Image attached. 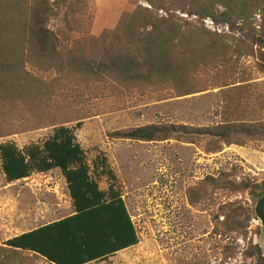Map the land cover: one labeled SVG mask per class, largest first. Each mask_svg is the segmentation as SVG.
I'll return each instance as SVG.
<instances>
[{"label":"rangeland","instance_id":"1","mask_svg":"<svg viewBox=\"0 0 264 264\" xmlns=\"http://www.w3.org/2000/svg\"><path fill=\"white\" fill-rule=\"evenodd\" d=\"M138 2L89 0L85 26H74L69 46L83 49L88 57L93 55L92 42L115 29L124 12L132 11ZM257 20L260 31L262 20L259 16ZM207 22L212 31L229 32L227 26L215 27ZM63 25L52 21L50 27L64 31ZM253 53L238 62L235 72L238 78L245 73L249 82L219 88L224 81L230 84L233 80L211 71L197 75L203 92L164 101L159 100L169 98L168 94L143 95L87 69L29 66L26 92L16 95L13 103L0 104V145L10 142L23 149L41 144L54 129L67 126L75 128L89 163L100 154L108 158L140 243L95 264H251L254 260L248 258V253L253 246L258 245L264 254L259 220L253 219L245 234L231 240L214 234V216L226 204L241 205L255 213L253 196L247 191L209 189L210 197L192 202L190 193L202 187L207 177L220 178L221 174H231L229 179L238 184L243 180L264 182L263 138H250L245 147H240L208 137L196 138L194 143H147L114 139L112 135L153 124L208 128L229 122L264 123V72L260 71L264 49L255 45ZM79 122L82 126L78 129ZM109 183L106 177L100 180L102 189H107ZM72 213L60 170L9 184L0 160V247L13 237ZM21 257L24 264H48L32 254Z\"/></svg>","mask_w":264,"mask_h":264},{"label":"trees","instance_id":"2","mask_svg":"<svg viewBox=\"0 0 264 264\" xmlns=\"http://www.w3.org/2000/svg\"><path fill=\"white\" fill-rule=\"evenodd\" d=\"M138 1L132 11L124 12L115 29L92 42L93 55L88 57L83 49L70 47L69 38L74 26H85L89 0H0V104L13 103L16 95L26 92L29 66L87 69L143 95H169L159 101L203 92L197 75L211 71L233 80L230 84L224 81L219 88L250 81L245 73L238 78L235 72L243 57L254 54L255 45L264 49V0ZM258 16L262 20L260 31L256 28ZM52 21L63 23L66 30L55 31L50 27ZM207 21L215 27L227 26L229 32L212 31ZM260 71L264 72V66ZM238 123L208 128L153 124L118 131L112 137L147 143H194L196 138L208 137L240 147L250 138L264 139L263 122ZM81 126L79 122L76 128ZM0 160L9 184L60 170L73 206L70 216L7 240L0 247V264H24L23 254L48 264H95L139 245L138 230L108 158L100 154L89 163L75 128L58 127L41 144L23 149L15 143L1 144ZM104 177L110 182L107 189L100 185ZM229 177L231 174L207 177L202 187L191 189L192 202L208 197L209 189L247 191L256 203L264 194V182L243 180L238 184ZM253 219L257 220L250 208L223 205L214 216V234L233 240L247 232ZM248 258L254 260L251 264H264L258 245L250 249Z\"/></svg>","mask_w":264,"mask_h":264},{"label":"water","instance_id":"3","mask_svg":"<svg viewBox=\"0 0 264 264\" xmlns=\"http://www.w3.org/2000/svg\"><path fill=\"white\" fill-rule=\"evenodd\" d=\"M255 215L261 224V236L264 248V194L255 205Z\"/></svg>","mask_w":264,"mask_h":264},{"label":"crops","instance_id":"4","mask_svg":"<svg viewBox=\"0 0 264 264\" xmlns=\"http://www.w3.org/2000/svg\"><path fill=\"white\" fill-rule=\"evenodd\" d=\"M53 172V171H52ZM51 173V172H50ZM65 179V178H64ZM72 202V201H71ZM25 233V232H24ZM23 234V233H22ZM21 235V234H20ZM132 249V248H131ZM129 250V249H128ZM125 251H127V250H125ZM124 252V251H123ZM120 253H122V252H120ZM120 253H118V254H120ZM92 264H94V263H92Z\"/></svg>","mask_w":264,"mask_h":264},{"label":"built area","instance_id":"5","mask_svg":"<svg viewBox=\"0 0 264 264\" xmlns=\"http://www.w3.org/2000/svg\"><path fill=\"white\" fill-rule=\"evenodd\" d=\"M210 22V21H209ZM209 22H207V23H209ZM210 23H212V22H210Z\"/></svg>","mask_w":264,"mask_h":264}]
</instances>
